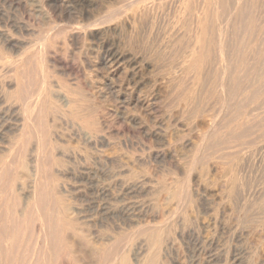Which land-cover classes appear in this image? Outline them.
<instances>
[{"label":"bare ground","instance_id":"6f19581e","mask_svg":"<svg viewBox=\"0 0 264 264\" xmlns=\"http://www.w3.org/2000/svg\"><path fill=\"white\" fill-rule=\"evenodd\" d=\"M144 1L147 0H115L114 2H111V0H41L40 2L39 0L38 5H41L42 9L45 10V16L48 19L49 30H46V34L44 32L45 36L41 38L38 43L39 46L35 47V50L33 49L34 52L26 53L27 55H23L12 61L11 67L8 69L10 73L3 74V71L1 74L0 72L1 78L7 77L9 81L8 85L1 86L4 89H6L5 87L12 88L8 91L6 102L18 103L20 105L17 113L14 110L13 114L16 115L13 116L16 117V120L22 119L21 124H19L18 134L10 140L11 143L9 142L8 146V149L15 152L12 154L14 156L9 159L6 156L0 158V264H142L144 257L147 258H144L146 262L148 260L152 264H159L163 259L158 246V243H161L162 239L157 237L163 230L159 226L155 231L151 227L146 213L142 215L143 218L141 217L142 219L139 221V223L142 222L141 227H144L142 228L143 231L135 229V233L138 235L139 232L137 233V230L141 231L139 235L144 238V244L139 247V250L142 248V252H145L144 257L138 258L141 255L137 250L138 246L135 247L138 253L133 249L134 244L132 240L136 235L128 229H132L139 212L135 201L132 200L136 184L128 180V174L132 172V169L127 165L129 173L126 175L127 178H125V180L127 179L125 181L126 184L124 185L125 182H121L125 187L123 188L125 193H123L127 197L121 198L122 191L118 183L120 178L116 177V171L119 169L114 168V164L116 163H112L118 158V154H116V140L119 137L116 139L118 135L115 136L118 133H116L118 129L116 128V124L120 121L119 103H121L117 85L118 73L120 70L124 71V76H122L121 80L128 84L133 80L134 75L140 70V67H143L140 60L136 58L137 55L129 54L130 51L128 52L127 50L128 53L124 52L121 50V46L119 47L120 37L118 36L120 30L127 23H132L129 25L133 27L135 19L138 20V18H142L158 8L160 10V7H163L166 3L162 4L164 0L155 1L156 3H151V0H149L150 6H146L145 4L143 5ZM165 1L168 2V0ZM202 2L203 4L205 3V6L207 3L210 5L209 9L204 11V5L203 9L197 7V10L199 9L200 11L198 10L199 14L197 17H195L196 15L194 17L197 18V31L199 35L198 37L195 35L197 41H194L196 43L195 46L193 45L194 50L190 47L186 58H184V55L179 56V58L181 57L180 59L182 60L183 57L187 60V57H189V64L191 67H195V74L197 73L198 75L194 74L192 76H196L199 80L205 79L207 73L212 70L209 74L213 77L214 82L210 85L209 98L213 96L216 100L215 102L223 106H220L221 108H224V105L227 104L226 108L228 107V109L223 111H226L231 116H227L231 119L229 122L227 121L226 128H223L222 122H220L222 123V128H217L214 125L211 126V124L215 123L214 120H212L213 123L211 121V127L208 128L210 131L208 130L209 133L206 132L205 140L204 138L202 139L204 142L198 147L200 153H202V157L198 158L203 159L205 158L203 156L204 152L210 144H212L210 145L212 147L213 145L215 147L216 143V146L223 144L222 146L226 148L233 146L231 145L233 143L238 144V146L242 145L244 138L241 140V135L244 137V134H248L246 135L248 137L249 133L253 132V126H256L254 121L257 117L255 116L256 113L253 114L247 105L248 103L250 105L251 102L250 107H252L254 104L252 102L258 100V96L262 95L260 93H263L264 90L260 88L262 92H259L260 89L257 90L253 87L254 80H258L255 79L256 77H254L253 83H250L251 76H253L251 75L253 72L251 70H255L259 62H261L259 60L264 57V26L262 29H259L260 22L264 20V0H203ZM45 4L50 7L48 8L49 10H47ZM41 6H38V8ZM164 8L166 7L164 6ZM42 9L41 11H43ZM191 9L190 12L192 11L193 13ZM185 12H187L186 9ZM182 13L184 11H181ZM188 13L187 15H189ZM193 20L195 21L196 19ZM27 30L26 26V29H22V32ZM257 35L259 36L258 44L253 45L254 42H257V39L253 42ZM0 38V48L4 52L17 45L13 35L10 33L2 34ZM81 55H85L84 61H87L89 69L83 66L84 61L82 62ZM0 57L3 58L1 53ZM171 59L173 60V57ZM253 60L259 62L256 63ZM174 61L176 62V60ZM175 62L174 64L176 65L177 62ZM169 63L171 62L169 61ZM178 63L181 66L179 61ZM167 64L168 62L163 65ZM253 64L258 65L255 67ZM179 65L177 64L175 67L178 68ZM184 65L187 68V65ZM184 65L182 64V66ZM252 66H254V69L250 70ZM260 66L258 67L261 71H258V69L257 71L259 72L258 75L261 76V74H264V68ZM160 67L163 68L164 66ZM191 67L181 69H184V73L187 75L186 70H190ZM164 68L167 69L166 66ZM172 68L174 69V67ZM172 68L170 69L172 70ZM181 71L177 73L181 82L184 83L183 78L185 77L186 79L188 75L184 76ZM191 71H193V68ZM163 72L166 71L164 70ZM83 73L84 76H81ZM102 73L104 74V78L102 77ZM177 73L176 78L178 77ZM253 74L255 75V73ZM170 76L172 77V75ZM261 78H263V84L262 81L260 83L264 87V77ZM2 79L0 83L4 84V80ZM161 79L163 80L162 77ZM162 83L164 82L162 81ZM184 91L186 90L184 89ZM2 92L5 91L2 90ZM132 92L129 94H132ZM193 94H195V91ZM193 94H187L190 96H188L189 100ZM184 96L186 97L185 93ZM132 98L133 96H129L128 99L125 98L128 100L124 102L128 109L130 104H132ZM194 98L193 101H195ZM209 98H206V100ZM104 99L109 102V104L106 103L110 106L109 114L107 112L108 117L104 112L106 110L103 106ZM204 99L205 97L201 99L200 105L197 100L195 101L198 102L197 106H200L199 109H197V106V108L191 107L192 118L200 119L203 116L202 114H204L203 112L207 108L203 101ZM186 101V104H188V100ZM260 102L262 101L259 100V104L263 103ZM5 105L8 106L5 113L11 114L13 111L11 108L12 104ZM219 105L217 104V106ZM107 108L109 109V107ZM260 108L264 109V106ZM4 110L5 108H3ZM186 110L184 111L186 112ZM226 112L225 117L222 116L223 118H226ZM262 113L264 117V112ZM184 115L187 117L186 114ZM258 115L260 117V113ZM130 116L132 115L128 116L129 119ZM125 117L127 116L125 115ZM57 120H60L61 123L55 124ZM182 120L184 121V119ZM194 124L193 126H195ZM217 126H220V124ZM5 128L4 124H0V152H3L7 148L5 144L8 138V134H6L8 130L4 131ZM247 137L245 138L247 139ZM70 142H74V145L76 143L73 146L74 148L70 147ZM67 143H69L70 148L67 147ZM222 146L218 147L219 150L223 148ZM105 147L113 150V153L107 155ZM91 149L95 153L89 152ZM215 149L217 148L215 147ZM87 151L91 153L89 155L95 154L92 159L95 162L92 164L93 167L90 166V163H87V160L89 158L91 160L92 158L85 154ZM214 151L216 152V150ZM212 153L213 151L210 154ZM7 154L9 153L7 152ZM67 160L71 161L72 166L69 163L70 161L68 162L70 166H66L68 165L66 163ZM200 160L198 159L200 164L206 162V160L205 162H200ZM72 161L74 162L73 164ZM94 164L96 167H94ZM205 165L201 167H207ZM108 166L109 170L107 174L110 177L109 181L105 183L104 178L101 179L100 177L106 173L105 169ZM99 174L100 177H98ZM183 186L180 187L181 191H184ZM178 189L177 191L179 192L180 190ZM184 199L185 201L187 200V203L188 201H195L192 194L186 195ZM169 201L171 200L169 199ZM180 204L181 202L178 205ZM141 211L143 213V210ZM121 216L125 218V228L120 226L121 223H118ZM167 220L165 221L168 222ZM136 227L134 226V228ZM172 228L170 229L173 230ZM121 229L127 232L122 234Z\"/></svg>","mask_w":264,"mask_h":264},{"label":"rangeland","instance_id":"374dc122","mask_svg":"<svg viewBox=\"0 0 264 264\" xmlns=\"http://www.w3.org/2000/svg\"><path fill=\"white\" fill-rule=\"evenodd\" d=\"M112 1L114 2L115 0H111V2ZM147 1H144L143 5L145 4L146 6L148 5L150 6L151 3H156L158 0H153V2L151 0V3L149 0ZM194 1L168 0L167 2L164 0L162 4L165 2L167 4L165 3L163 7H160V10L158 8L157 10L148 13V15L146 14V16L142 18H138V20L135 19L133 23V27L130 26L132 23L124 24L118 36L120 37L119 47L121 46L120 47L121 50L124 52L126 50L128 52L130 51L129 54L132 53V55L134 56L137 55L138 57L136 56V58L140 60L141 64L143 65V67L141 66L142 68L140 67V70H138V72L136 73L137 75L135 74L133 80L128 84L123 80H121L123 78L122 76H124L123 74L124 71L120 70V72L118 73V82H117L119 88L118 90L120 95V101H121V103H119L120 121L116 124L117 125L116 128H118L116 133L117 132L118 133L115 134V136L118 135L116 136L117 137L116 139H118L119 137V139L116 140L117 141L116 154H118L117 155L118 158L115 162L112 163H116L114 164V168L121 170V171L115 170L117 172L116 177L120 178V180H118L119 181L118 183H119V188H121L122 191L121 198L127 197L126 194L124 195L125 190L123 191V188H125L124 185L126 184L125 181L127 180V179L125 180V178H127L126 175L129 173L127 171L128 170L127 165H129L130 169H132L133 173L131 172L128 174L129 175L128 180L136 184V185L134 184L135 192L132 194V200L135 201L139 211L138 215L136 216V222L132 226V229H128V230H131L134 233L136 231L135 229L143 231L142 228L144 227H141L142 222L139 223V221H141V219L143 218L142 215H145V213L146 216H148L150 225L151 227L154 228V230L155 229L157 230L159 226L162 228L164 233L161 232V234H159L160 236L158 235L157 237L162 239V241L160 240L161 243L160 242H159L160 244L158 243V246L162 254V258L164 260L161 258L163 261L161 260L159 264H264V181H263L264 180V174H263L264 173V117L262 113L264 112V109L260 108L264 106V101H263L264 98H262L264 96V90H263L264 87L262 85L263 78H261L264 77V74H261V76L258 75L259 74L258 71L260 70L258 66L261 65L260 67L264 68V64H262L264 63V57L262 55L263 59L261 58L259 60L261 62L253 60V62L256 63L259 62V65L258 64L254 65L255 63L253 64L255 67L258 65L255 68V70L257 71L258 69V71L256 72L255 70H251L254 69V66H252L250 70L251 72L252 71L253 72L252 74L249 73L253 75V76L249 75L251 76V82H250L251 84L253 83L254 77H256L255 79H258V80H254L255 83L253 84V87L257 90H259L260 88L263 90V93H260L263 96L259 94L260 95L258 96L259 99L257 98L258 100L252 102L254 103L252 107H250L251 102L250 105L248 103L249 106L247 105V107L250 108L249 110H252L253 114L256 113L255 116H257L256 119L254 120L256 126H253L254 125V121H253V125H252L253 132L249 131L252 133L251 134L249 133L248 137L246 136L248 134H244V137H242L241 135L240 139L243 140L244 138L243 144L238 146V144L233 143L231 144L233 146L230 147L232 149L223 147L222 146L223 144H218L219 146L221 145L223 147V148L220 147L221 149L219 150L218 148L219 146L218 145L216 146L217 143L215 144L214 142L215 147L218 149V151L217 149H215L214 145L212 147L210 146L212 144H210L207 148L209 154L207 153V149H206L203 155L205 156L206 159L198 158V157H202L201 156L202 153H200L198 147H200L201 143L204 142L205 135L209 133L208 130L210 131V129L208 128H210L212 125H214L217 128L219 127L222 128L221 125L222 123H223V128H226L231 118L227 117L229 114L226 111H223L228 109V107L226 108L227 104L224 105V108H221L223 106L219 105L218 102H215L216 100L213 96L209 98V93L211 91L210 85L214 82L213 77L209 74L211 73L212 70H210L207 73L206 76L207 79L200 78L201 80H199L196 77L198 76L197 73L195 74L196 71V69H194L195 67L194 66L191 67V65L189 64L190 62V60L188 59L189 57H187V60L184 59L186 58V54L188 55L190 51L189 48L191 47V49L194 50L193 48L196 45L194 41H197L199 32L197 31L198 24L196 22L197 18L195 17H197V15L199 14L200 11L199 9L200 8L203 9V5L205 4V3L203 4L202 2L203 0L202 1L194 0ZM38 4H39V0H0V37L2 34L10 33L11 35H13V38L17 43L16 47H11L7 49V51L5 52L0 48V53L3 57V58L0 57L1 74L3 73V71H4L3 74L10 73L8 69L11 67L10 65L12 61L16 60V58H20L23 55L25 56L30 52L31 53L34 52V50L39 46L38 43L40 42L41 38L45 36L46 30H49L50 26L48 25V19L45 16L46 15L45 10H43L42 6ZM207 4L206 6L204 5L205 8L203 9V11L209 9L210 4L208 5ZM38 6L41 7L38 8ZM45 6H47V10H49L48 8L50 7L47 4H45ZM45 6L44 8L46 9ZM164 6L166 8H164ZM186 7L189 9H187ZM197 7L199 8L198 9L199 11L197 10ZM183 8H185L186 11L189 12L188 13L189 15H187V12H185V9ZM41 9L43 11H41ZM190 9L193 10V13L192 11L190 12ZM181 11L182 12L184 11V13H182L183 15L181 14ZM190 13L193 15H191ZM190 18L196 20L194 21L193 19L191 20ZM195 22L196 24L194 26ZM262 22L264 23V20L260 22L259 29H262L264 26ZM25 25L27 26L28 30L22 32V29L23 30L26 29ZM122 29L124 30L122 31ZM195 35L197 37H195ZM256 39L257 42H254L256 41ZM258 39L259 36L257 35V37H255V39L253 40L254 42L253 45L258 44L259 41ZM155 40L157 41V43ZM183 55L184 58L182 57L183 62L181 63L182 60L180 59L181 57L179 58V56H183ZM159 56H161L162 58ZM84 57L85 55H81L82 62L85 60ZM168 57L170 60L168 59ZM172 57L173 60L171 59ZM167 60H169L172 64L169 63V61ZM174 60H176L177 63ZM184 60H186L185 62H187L188 64L185 63ZM178 61L181 63V66L179 65ZM166 62H168V64L163 65ZM174 62L176 63V65L174 64ZM83 63H84L83 66L89 69V65L87 61L86 62L84 61ZM148 63L150 67L148 66ZM6 64L7 66H5ZM177 64L179 65L178 68L175 67L177 66ZM182 64L183 65L186 64L187 68L185 65L182 66ZM160 66H164V67L166 66L167 69H165L164 67L162 68ZM171 66L174 67V69ZM189 67H191L190 70H186L188 75L187 76L185 75L186 73H184V69H188ZM170 68H172V70ZM192 68L193 71H191ZM210 68L212 69V67ZM164 70L166 72H163ZM169 70H171L170 72L172 73H170ZM179 71L183 72L184 76H187L186 77L187 80L185 79V77L183 78L184 83L181 82L180 77L178 76L179 75L178 73H180ZM176 73L178 76L177 78H179L178 80L180 82L176 78ZM253 73H255V75L257 76H255ZM194 74L196 76H192ZM151 75L153 76L152 78ZM170 75H172V77ZM81 76H84V73L81 74ZM102 77L104 78V74L102 75ZM161 77L163 78V80L161 79ZM1 79L2 78L0 76V81ZM164 79L166 82L164 81ZM2 80H4L5 82L3 81L4 84H2V82L0 83V94H1L0 99H2L0 101V121H1L0 124H4V126L6 127L4 131L8 130L9 132L8 131L6 132V134H8L7 142L5 144L7 148L3 152H0V158L2 157L4 158L6 156L9 159L14 156L12 154H14L15 152L8 149V146L11 143L10 140H12L13 137L18 134L19 132L18 129L20 128L19 124H21L22 119L16 120V117L13 116L16 115L13 114L14 110L17 113V110L19 109L20 105L18 103L6 102V96L9 93L8 91L11 90L12 88L5 87L7 90L4 89V87H2L1 85L6 86L9 84V81L7 77H5ZM174 80L182 84H179ZM162 81L164 83H162ZM260 81H262V84L260 83ZM260 84L262 85V87ZM253 87L251 88L253 89ZM251 88L250 90H252ZM184 89L186 91H184ZM261 89L259 92H262ZM2 90L5 92H2ZM188 91L190 92L187 93ZM194 91L195 94H193ZM130 92H132L133 95L129 94ZM3 93H5L6 95ZM184 93L186 97L193 94L192 95L193 97L191 96L192 99L190 98L191 101L189 100L190 96L186 98L184 96ZM128 95L131 97L133 96L132 104L135 105L136 107L133 106L132 104H130L129 109L128 107H126L127 105L124 102L128 101L125 99V98L128 99L129 97ZM196 96L197 98L200 99L197 100ZM203 97H205L203 101L205 102V106L208 108V110L207 108L205 109V111L203 112L204 114H202L203 116H201L202 118L200 117V119H194L192 118L191 107H196L198 102L200 105V101ZM193 98L195 101L197 100L198 102L193 101ZM206 98L209 99L206 100ZM186 100H188V104L190 105L186 104L187 103ZM259 100H261L263 103L260 102L262 104H259L258 103ZM3 102L5 104H12L11 106V108L13 109L11 113L12 115L10 113H5L6 108L8 106L5 105ZM106 102L107 101H105L104 99L103 106L105 107L106 110L108 109L107 107H109L107 111L104 110L106 116L108 117L107 112L110 110V106H108L109 102H107L108 104ZM136 103H138L139 105ZM215 103H217L219 106H217V104ZM191 104L194 106H192ZM199 105L197 106L198 108L196 107L197 109H199L200 107ZM2 107L5 108L4 111ZM184 110H186V112ZM225 112H226V118H223L225 117ZM126 113L132 115L130 116V119L128 118L129 115H127ZM258 113H260V117H258L259 116ZM183 114H186L187 117L185 115L183 116ZM188 114L191 116H189ZM125 115L127 117H125ZM227 118L228 120L225 121V119ZM182 119H184V121ZM212 120H214L215 123H213ZM57 121L55 122V124L61 123L60 120ZM211 121L213 124H211L210 126ZM184 122L187 123L185 124ZM218 122L220 126H217L219 125L217 124ZM193 123H195L194 124L195 126H193ZM189 129L191 130V132ZM245 137H247V139ZM203 138L204 140H202ZM67 145H68L67 147H69V143H67ZM75 145L74 142L72 143L70 142V147L71 146L73 147ZM236 146L238 147L237 149ZM210 147L216 150V152ZM105 149L108 151V152L105 151L107 155H111V153H113L112 152L113 150H110V148L108 149V147L107 148L105 147ZM209 150L213 151L212 154L215 157L212 154H210L211 151ZM227 150L229 151V153ZM7 152L9 154H7ZM87 152H85V154L88 155L89 157L90 156L92 157L91 160L90 158L87 160V163H90V166H92V164L95 163L94 160H92L93 156L95 155L94 154L95 152L92 151V149L89 152H94L92 153L93 155H89L91 153L88 152L87 154ZM208 155H212L213 157ZM198 159L199 160L201 159L200 162L201 161L205 162V160L206 162L200 164ZM69 161L67 160L66 163H68ZM197 161L199 164L197 163ZM69 163L71 165V161ZM69 163L66 166H70ZM73 163L74 162L72 161V164ZM202 165H205L207 167L203 168L204 166L201 167ZM216 165L217 167H215ZM94 167H96L95 164ZM108 170H109V166L106 167L105 169L106 173H104V175H102L101 177L100 174L98 175V177H100L101 179L104 178V182L106 181L105 183L109 181V177H110V175L107 174ZM121 182H125L124 185ZM181 186L184 187V191L180 190ZM177 188H179L178 190L181 191V192L179 191L180 193L177 191ZM168 193L170 196L168 195ZM175 193L177 194V197ZM190 194H192V196L195 198L193 200H195L196 202L188 201L187 203L186 202L187 200L185 201L184 198H186V195H190ZM180 196L182 199L180 198ZM169 199L171 201H169ZM178 201L179 203L181 202L180 205H178L179 204ZM181 205L183 208L181 207ZM141 210H143V213H141L142 212ZM165 220H167L168 222H166ZM169 221H170V225H169ZM124 222H125V218L124 216H121L118 220V223L119 224L121 223L120 226H123L125 228ZM136 224L139 226H137ZM134 226L137 227L134 228ZM171 227H173L172 228L173 230L170 229ZM150 229L152 230V228ZM121 230L123 231V232L121 231L122 234L127 232L126 230L123 229ZM138 230L137 233L138 232L140 233L141 231ZM139 233L138 235L135 233L137 237L135 236L133 238L132 243L134 244L133 245L134 250L136 249L135 247L138 246L137 250L141 254L140 257L138 256V258H141L142 256L144 257L145 252H142V248H140L139 250V247H141L144 244V238L143 236L141 237ZM144 258L142 264H144V262L145 264L151 263L148 262V260L146 262L145 259L147 258L145 259Z\"/></svg>","mask_w":264,"mask_h":264}]
</instances>
